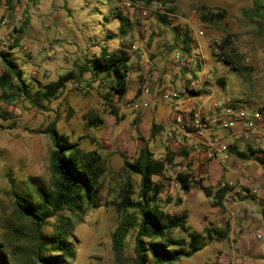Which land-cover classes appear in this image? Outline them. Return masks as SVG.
I'll use <instances>...</instances> for the list:
<instances>
[{"label": "rangeland", "instance_id": "1", "mask_svg": "<svg viewBox=\"0 0 264 264\" xmlns=\"http://www.w3.org/2000/svg\"><path fill=\"white\" fill-rule=\"evenodd\" d=\"M125 1L20 0L19 5L26 6L27 25L18 39L28 49L17 45L0 48V54L5 53L15 63V69L23 73L29 85V97L14 98L10 102L0 98V234L11 227L13 191L28 194L37 186L50 183V157L54 146L45 132L49 126L55 125L60 134L79 144L82 150L96 152L105 170L98 196L100 206L87 209L76 221L72 234L76 258L72 264H115L112 240L119 217L113 203L129 184L137 193L141 181L140 176L124 168V161H134L146 144L156 159L165 158L170 151L161 142L170 109L155 84L168 76L173 53L184 50L185 34L190 38L189 47L196 40L194 33L189 34L190 27L196 25L205 30V36L199 41L207 52H211L216 42L220 45L226 40L231 42L226 52L231 54L234 48L243 57L248 72L236 71L237 64L225 65L228 92L249 103L264 105V9L262 15L256 10L257 3L264 6V0H130L144 1L151 9L161 4L165 13L172 11L166 17L169 24H161L156 11L146 17L131 16ZM12 9L3 0L0 21L8 15L13 23L21 11ZM118 12L130 21L128 28L121 26ZM210 13L224 14V17L215 23L204 22L203 16ZM103 47L111 52L126 51L130 56L129 91L122 100L114 99L119 117L112 114L104 99L110 80L104 74L96 77L92 71L80 73L84 65L93 68ZM207 59L211 61L209 54ZM136 60L137 66L134 65ZM3 70L0 56V75ZM71 71L78 77L69 82L58 97L38 99L39 90ZM146 83L153 90L145 92ZM154 126L157 127L155 133ZM175 162V166L154 180L166 184L161 198L169 201L167 209L188 216L191 212L190 230L201 234L206 243L203 251L176 264H250L251 260L264 264V253L256 258L229 253L225 248L230 247L229 241L217 238L212 232L226 227L222 220L226 213L224 206H214V197L209 199L204 193L200 194L196 186L191 193L175 188L179 168L183 166L178 158ZM187 167L190 170L191 164ZM246 167L244 171L248 175H253L256 169L264 170L252 157L246 161ZM259 182L260 178L253 183V188L255 194L261 195L264 185ZM202 211L206 215L204 219L198 215ZM62 213L71 215L68 211ZM51 231L50 227L45 229L47 234ZM206 231H210L213 238H209ZM135 234L132 231L126 241L125 253L129 259L135 256ZM176 236L188 238L182 232H177Z\"/></svg>", "mask_w": 264, "mask_h": 264}, {"label": "trees", "instance_id": "2", "mask_svg": "<svg viewBox=\"0 0 264 264\" xmlns=\"http://www.w3.org/2000/svg\"><path fill=\"white\" fill-rule=\"evenodd\" d=\"M6 3L12 6L13 0H6ZM256 6V10L262 15L263 4L257 3ZM166 17L158 15L161 24H169ZM223 17L224 14L210 13L203 16V21L215 23ZM117 18L124 29L131 25L122 13L118 12ZM26 25L25 19L22 28L17 32L22 33ZM187 36L185 34L184 50H189L190 38ZM227 46H231L228 40L220 45V56L224 58L225 65L237 64L238 67H234L236 71L247 73L243 57L234 48L228 54ZM0 56L4 63V70L0 75V98L10 102L14 98L29 97V85L23 79V73L15 69V63L5 53ZM96 57L93 68H86L88 66L84 65L80 67V73L92 71L96 77L104 74L110 80L109 91L104 99L109 103L112 114L119 117L114 99L122 100L129 91L130 56L120 51L111 52L103 47L100 55ZM77 77L75 71L60 77L56 82L39 90L38 99L51 100L58 97L67 84ZM220 83L224 86L226 79ZM156 130L157 127L154 126L153 133ZM45 132L54 146L50 157V183L37 186L28 194L13 191L11 227L6 233L0 234V264H72L76 258L72 243L76 221H79L80 215L87 209L100 206L98 196L105 170L101 166L99 155L82 150L79 144L60 134L55 125L49 126ZM231 154L244 160L251 157L254 159L251 154L240 152L235 147ZM182 155L168 151L165 158L156 159L146 144L134 161L125 159L124 168L129 173L140 176L141 181L137 193L129 184L113 203L119 217L112 240L115 264H176L205 249L206 243L202 241V235L190 230L188 215L172 213L167 209L169 201L161 198L166 184L154 180L155 177L163 176L169 167L175 166V160ZM254 160L264 166V160ZM189 177L188 174H178L177 180L182 190L190 192L196 186L208 198L214 197V206H224L223 199L227 188L219 186L214 191L204 186L202 180L193 182ZM64 211L71 215H65L62 213ZM51 219L55 222L51 223ZM48 227L52 229L49 234L45 232ZM229 230V225L226 224L225 229H214L212 232L219 239H227ZM132 231L136 232L135 256L129 259L125 250L127 238ZM177 232L186 233L188 238L177 237ZM206 232L209 238H213L210 231Z\"/></svg>", "mask_w": 264, "mask_h": 264}, {"label": "built area", "instance_id": "3", "mask_svg": "<svg viewBox=\"0 0 264 264\" xmlns=\"http://www.w3.org/2000/svg\"><path fill=\"white\" fill-rule=\"evenodd\" d=\"M19 2L20 0H13L12 3L14 10L21 11L13 23L8 15L0 21V48L8 49L17 45L23 50L28 49L18 39L20 33L17 31L25 22L26 9ZM124 5L131 16L141 14L146 17L152 11L168 15L161 4L151 9L144 1L127 0ZM8 13L10 15V11ZM181 22L185 21L181 19ZM196 28L194 25L189 30V34L194 33L196 37L189 50L174 52L168 66V76L159 80L161 83L155 84L170 109V116L162 131V145L173 153L183 154L179 157L183 163L179 174H188L189 180L193 182L200 181L201 175L192 166L190 170L187 166L197 151H204L208 160H217L226 157L235 147L240 152L251 154L254 159L264 160V105L249 103L243 97L231 95L228 88L221 85L220 81L226 78V73L224 58L220 56V43L216 42L211 48L209 62L199 41L205 36V30ZM137 64L136 60L134 65ZM143 88L145 92L153 90L148 83ZM226 168L233 170L229 166ZM232 172L238 177V181H228L220 186L227 188V192L237 191L243 199V203L236 208L234 217L243 218L257 213L264 201L259 204L253 200L252 195L256 193V189L253 188L251 179L240 170ZM174 187H180L178 181L174 182ZM224 201L225 197L223 205Z\"/></svg>", "mask_w": 264, "mask_h": 264}, {"label": "crops", "instance_id": "4", "mask_svg": "<svg viewBox=\"0 0 264 264\" xmlns=\"http://www.w3.org/2000/svg\"><path fill=\"white\" fill-rule=\"evenodd\" d=\"M204 53L206 56L208 54L210 55L209 51L207 52L206 49L204 50ZM249 159L244 160L230 153L226 157H222V159L208 160L204 151H197L195 156H193V158L190 160V164L193 170L200 173L204 186L210 187L214 190H216L222 183L228 181H238V177L232 172L236 169L244 172L247 177L251 179L252 183L257 182L260 178L261 182H259V184L264 185L263 169H256V172L253 175H248L245 172L248 168L246 167V161ZM255 163L261 165L257 161H255ZM226 166H229V168H232L233 170H228ZM261 166L264 167L263 165ZM198 191L200 194L204 195L203 191L200 189H198ZM252 198L256 203L261 204V202L264 201V190L262 191L261 195L253 194ZM242 203L243 199L240 197L237 191L231 190L227 192L224 201L226 213L223 215V219L221 218L224 223L229 225L230 229L227 238V241L230 243V247L225 246V248L229 249V253L233 256H236V252H238L245 257H260L264 253V205L260 207V210L253 215H248L243 218H235L234 212L236 208ZM193 211L198 213L199 209L195 210L193 208ZM198 215L201 216V219L206 218L204 211L200 212ZM188 218L189 225H193L191 212H189ZM259 235H261L260 238ZM250 264L259 263H257L256 260H251Z\"/></svg>", "mask_w": 264, "mask_h": 264}]
</instances>
